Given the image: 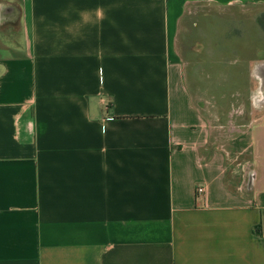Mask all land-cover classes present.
Here are the masks:
<instances>
[{
	"label": "crops",
	"instance_id": "1",
	"mask_svg": "<svg viewBox=\"0 0 264 264\" xmlns=\"http://www.w3.org/2000/svg\"><path fill=\"white\" fill-rule=\"evenodd\" d=\"M263 11L0 0V264H264Z\"/></svg>",
	"mask_w": 264,
	"mask_h": 264
},
{
	"label": "rangeland",
	"instance_id": "2",
	"mask_svg": "<svg viewBox=\"0 0 264 264\" xmlns=\"http://www.w3.org/2000/svg\"><path fill=\"white\" fill-rule=\"evenodd\" d=\"M264 12V11H263ZM262 19H263V21H264V15L262 16ZM262 21V22H263ZM253 45H254V43H253ZM201 50V49H200ZM261 56L262 57H264V50H262L261 51ZM233 100H234V98H233ZM225 102H227V100H224ZM249 100L247 99V102H248ZM236 104H238L239 105V108H241V107H244V105H243V100L241 99L240 101H239V99H237L236 101ZM245 109H244V111H245V115H248L249 114V116H251L252 117V119H254L256 116H257V114L258 115H260L259 114V112H260V109H258L257 110V112H255L254 110H256V107L254 106V107H252L251 109L249 108V103L247 104V106L246 107H244ZM241 109H243V108H241ZM212 112V111H211ZM213 112H214V110H213ZM212 112V113H213ZM250 112V113H249ZM248 113V114H247ZM257 113V114H256ZM261 113V112H260ZM246 117H248V116H246Z\"/></svg>",
	"mask_w": 264,
	"mask_h": 264
},
{
	"label": "built area",
	"instance_id": "3",
	"mask_svg": "<svg viewBox=\"0 0 264 264\" xmlns=\"http://www.w3.org/2000/svg\"><path fill=\"white\" fill-rule=\"evenodd\" d=\"M204 194V189L203 187L197 186L195 189V195L198 197H201Z\"/></svg>",
	"mask_w": 264,
	"mask_h": 264
}]
</instances>
